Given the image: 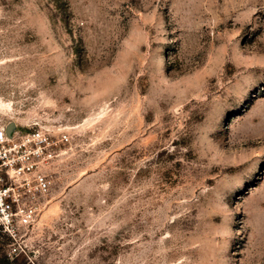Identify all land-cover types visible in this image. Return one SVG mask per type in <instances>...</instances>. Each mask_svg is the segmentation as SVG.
<instances>
[{
	"label": "rangeland",
	"instance_id": "rangeland-1",
	"mask_svg": "<svg viewBox=\"0 0 264 264\" xmlns=\"http://www.w3.org/2000/svg\"><path fill=\"white\" fill-rule=\"evenodd\" d=\"M0 120L68 137L0 264H264V0H0Z\"/></svg>",
	"mask_w": 264,
	"mask_h": 264
},
{
	"label": "built area",
	"instance_id": "built-area-1",
	"mask_svg": "<svg viewBox=\"0 0 264 264\" xmlns=\"http://www.w3.org/2000/svg\"><path fill=\"white\" fill-rule=\"evenodd\" d=\"M7 122L0 120V231L9 240L12 257L22 249L23 229L36 221L51 188L47 171L65 133L53 137L42 126L22 130L15 126L10 135Z\"/></svg>",
	"mask_w": 264,
	"mask_h": 264
},
{
	"label": "water",
	"instance_id": "water-1",
	"mask_svg": "<svg viewBox=\"0 0 264 264\" xmlns=\"http://www.w3.org/2000/svg\"><path fill=\"white\" fill-rule=\"evenodd\" d=\"M15 128V123L13 121L8 122L7 126H6V132L8 135H10L12 133V131Z\"/></svg>",
	"mask_w": 264,
	"mask_h": 264
}]
</instances>
